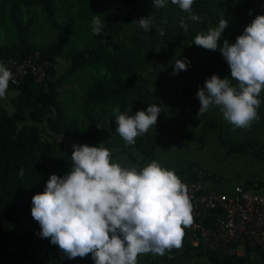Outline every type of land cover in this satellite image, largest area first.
I'll return each mask as SVG.
<instances>
[{
    "label": "trees",
    "instance_id": "obj_1",
    "mask_svg": "<svg viewBox=\"0 0 264 264\" xmlns=\"http://www.w3.org/2000/svg\"><path fill=\"white\" fill-rule=\"evenodd\" d=\"M124 1L132 3L134 8L118 15L111 0H0V62L6 66L11 59L20 60L31 54L41 55L50 62L41 80L34 81V76L26 73L18 83L9 82L7 92L13 93L9 99L12 112L0 101V264L36 262L31 259L34 253L41 255L42 261L66 264L58 246L39 236L40 226L32 218L31 206L32 196L44 190L50 174L63 175L69 170L74 143L102 145L111 150L113 159L119 158L125 165L144 159L158 161V136L154 128L138 137L134 145H126L115 132L113 109L119 107L121 112L131 109L129 114L146 110L151 96L140 85L146 58L139 56L138 48L127 47L116 39L122 24L130 22L135 7L142 2ZM240 1L253 8V13L241 17L244 27L256 15H264V0ZM228 3L229 0H194V10L204 25L203 17L213 20L219 7ZM207 7L212 10L215 7V12ZM94 14L103 21L101 35L92 33ZM39 28H43L44 41L32 39ZM233 38L229 34L226 39L233 43ZM165 41L170 40L162 38ZM206 51L214 64H199L188 55L192 74L189 80L197 84L184 82L179 86L183 102L194 88L204 86L214 68L224 71L228 67L218 49ZM56 59L68 63L58 75ZM76 73L84 78L72 114L65 105L69 100L67 92L72 89L64 85ZM220 143L236 152H249L244 142L227 143L220 139ZM251 150L256 155L262 153L254 146ZM176 170L185 169L182 166ZM16 228L24 230L16 232ZM13 237H17L23 249L19 258L5 249ZM32 241L38 248L29 252L26 246ZM182 245L184 251L188 249L183 240ZM196 255L224 264L243 262L242 258L220 257L213 252ZM69 264H94V260L89 254L69 259Z\"/></svg>",
    "mask_w": 264,
    "mask_h": 264
},
{
    "label": "clouds",
    "instance_id": "obj_2",
    "mask_svg": "<svg viewBox=\"0 0 264 264\" xmlns=\"http://www.w3.org/2000/svg\"><path fill=\"white\" fill-rule=\"evenodd\" d=\"M171 3L188 13V20H200L192 12L194 0ZM152 4L163 8L166 0H152ZM136 22L147 31L153 19L141 17ZM227 27L228 20L222 16L216 27L194 38L196 46L218 49L230 69V78L212 74L198 88V113L216 106L233 128L247 129L259 119L264 92V15H256L234 43L223 39L221 45L218 42ZM180 28L188 30L185 19L180 20ZM91 30L94 35L102 34L99 15H93ZM28 57L47 61L46 69L50 65L41 55ZM189 64L187 58L175 60L173 74L186 71ZM12 78L10 69L0 62V99L6 98ZM161 111L157 104L134 114L116 107L115 132L126 145H134L138 137L153 130ZM72 149L69 170L63 175L50 174L44 190L32 196L31 215L40 226V237L57 245L69 259L91 254L94 264H138L140 255L162 256L182 247L185 229L193 223V204L173 169L157 160L142 167L122 164L102 145L74 143Z\"/></svg>",
    "mask_w": 264,
    "mask_h": 264
},
{
    "label": "rangeland",
    "instance_id": "obj_3",
    "mask_svg": "<svg viewBox=\"0 0 264 264\" xmlns=\"http://www.w3.org/2000/svg\"><path fill=\"white\" fill-rule=\"evenodd\" d=\"M103 5L104 4L102 3V6ZM194 6L195 5L193 3L192 12L193 14H196ZM159 9L161 8H155L153 6L152 0H142L141 4L135 7V12L131 17L130 22L122 24L121 30L116 35V39L119 42L125 43L127 47L138 48L140 54L139 56L144 57L147 60L144 69L141 71L143 79L140 81V85L151 92L149 104H157L163 110V116L158 118L157 123L154 126L157 134L160 133L164 135L161 138L159 137L157 142V154L158 156H161L159 163L162 166L168 163L177 165L183 163L182 161L185 160V164H189L190 166L188 167L191 170H205V168H207L206 164L213 159L211 156V150H215V148L217 149V146L213 144V140H215V135L213 137V134L216 132L214 130L217 129L214 125V122H216L214 120L216 118L218 108L213 106L208 112L202 115L199 114L198 110L200 107V102L196 96V91H192L191 96L188 99H191L190 101L194 103L196 108V113L193 114V117L195 119H204H202L200 124L195 127L188 124L190 123L188 121L191 118L192 112L188 107L185 108L183 103L179 101V99L181 100L179 86H181V84L184 82H187V85L188 83H197L193 79L189 80L192 75L190 68H187L186 71H179L178 74H173L174 61L181 59L182 57L188 59V55H190V58L199 62V64H214L215 62L212 61L210 53L207 52L206 49L202 47L197 49L198 46L193 43L195 36L198 33L206 32L210 27H216L220 18L224 16L228 20V27L224 29L222 38L218 43L222 45L223 39L228 38L229 34L234 37L231 40L234 43L236 36L242 34L244 30L241 17L244 16V13H253V8L250 6H245L243 3H241V1L239 2V0H229V3L222 4L217 12H215V7L213 10L207 7L208 11H213V13H215L213 20H211V18L203 17L204 19L202 20H204V25L201 24L200 21L188 20V13L182 11L178 5L172 4L171 0H166V6L161 11H159ZM147 16L152 17L153 24L151 28L146 31L140 28L136 21H138L141 17ZM181 19H185V22L188 24V30L186 32L180 28ZM213 21L214 25L212 27L211 23H213ZM42 32L43 28L35 30L34 34L36 37L34 36V38L32 36V39L44 41L45 38L41 35ZM161 33H163V36L160 35ZM162 38L170 40L169 43L168 41L162 42ZM197 50L198 53L196 52ZM55 63L57 75L62 73L68 66V63L63 59H56ZM212 74H217L221 78L225 76L230 78V69L227 67L224 69V71H220L219 69L214 68L211 71V75ZM83 78L84 76H82V74L76 73L75 75L71 76L69 81L64 85L66 89H72V91L67 92L69 100L65 102L69 113L74 114L73 110L76 107L77 97L81 94ZM12 94L13 93L9 91L7 92L6 98L0 99L9 113L13 110V107L9 105V99ZM260 98L262 103L258 109L259 119L257 121L264 119V92L261 93ZM165 123H176L177 125L165 127ZM247 129L250 130V133L254 131L256 129L255 122H253L251 127ZM204 131L209 133L207 136H203L205 138L204 141L189 139L185 140V137H183L189 136L185 134L187 132H194L200 136ZM242 131H245V129H242ZM174 134L176 135L174 136ZM251 146L252 145H250V143L245 141L244 148L246 150L250 151ZM188 149H191L192 152L189 153ZM168 155L170 156L168 157ZM253 155L256 154H253L252 151H243L236 154L227 153L225 161L228 163L226 166L232 165L233 162H240L243 165L245 174L242 175V178L245 176H251L248 174V172L253 170V168H258L257 164H264V159L262 156ZM125 158L127 159L126 156ZM118 160L119 158L117 161ZM148 162L146 161V163ZM140 167H142V163ZM228 168L229 167L226 169ZM231 178L235 177L233 176ZM234 180L235 179H233L232 182H234ZM22 230H24V228H16V232H20ZM181 248L167 250L162 256L153 255L151 253L140 255L138 256V264H172V261L170 260L180 259V257L174 255V251L181 250ZM5 249L11 254V256L18 258L23 256V249L17 237H13L6 245ZM31 259L42 261V256L38 253H34ZM64 259L66 264H69V258L64 255ZM177 263L174 262V264Z\"/></svg>",
    "mask_w": 264,
    "mask_h": 264
},
{
    "label": "built area",
    "instance_id": "obj_4",
    "mask_svg": "<svg viewBox=\"0 0 264 264\" xmlns=\"http://www.w3.org/2000/svg\"><path fill=\"white\" fill-rule=\"evenodd\" d=\"M118 15L132 10V3L111 0ZM47 61H34L31 57L23 61L11 59L6 67L17 83L26 73L38 81L46 75ZM186 185L193 204V223L185 229L183 241L187 244L185 253L174 251V255L194 257L198 253L213 252L220 257L233 258L258 253L264 257V185L250 180H241L230 188H218L206 183V175L200 170H174ZM29 252L37 250L35 241L27 243ZM10 264H52L46 260L30 263Z\"/></svg>",
    "mask_w": 264,
    "mask_h": 264
},
{
    "label": "crops",
    "instance_id": "obj_5",
    "mask_svg": "<svg viewBox=\"0 0 264 264\" xmlns=\"http://www.w3.org/2000/svg\"><path fill=\"white\" fill-rule=\"evenodd\" d=\"M198 88H199V86H197V88H194V90H192V91L197 92ZM191 92H190L189 96L186 98L185 102L182 101V96H181V100L179 99V101H181V103H183L185 108L188 107L190 109V111L192 112L191 117L194 119V121L190 119L188 121L190 123H188V124L195 127V126L199 125L200 121L204 118H201V119L196 118L195 119L193 117V114L196 113V108H195L194 103L190 101L191 99H188L191 96ZM263 104H264V102H263ZM192 108H195V111H192ZM217 110L218 111L216 114V118L214 120V121H216V122H214V125L217 129L214 130L216 132L213 134V137L215 135V140H213L214 141L213 144H215L217 146V149L215 148V150L214 149L211 150V156L213 157V159H212V161H210L209 163L206 164L207 168H205V170L200 169V171L204 172L205 175L207 176L206 177L207 185L215 186L218 188H230L234 184L238 183L239 181H241L243 179L250 180L252 182H256L258 185L259 184L264 185V164H257L258 168H256V169L253 168V170L248 172V174H250L251 176H245L242 178V175H245L242 163L233 162L232 165L226 166V164L228 162L225 161V157H226L227 153L236 154L239 152L232 150L229 145L223 146L220 143V139L224 140L227 143L228 142H230V143L231 142L232 143L244 142L245 143V141H247L248 143H250V145L254 146L255 148L261 149L262 153H260L259 156L263 155L262 158L264 159V119H261L260 121H255L256 129L250 133V130H248V129H245V131H242V129H244V128H233V126L231 124H229L223 118L222 113L219 111V108ZM164 112H165V110H164ZM162 116H163V110L161 111L160 117H162ZM165 124H166L165 127H170L171 125H174V126L177 125L176 123H174V124L165 123ZM186 131H188V130H186ZM185 134L189 135V136H183V137H185L184 138L185 140L189 139V140L204 141L205 138L203 136H207L209 133L204 131L202 133V135H200V136H198L194 132H187ZM175 135L176 134H174V136ZM181 135H183V134H181ZM157 136H158V140H159V137L161 138L164 135L159 133V134H157ZM184 147H186V146H184ZM250 151H252V150H250ZM188 152L190 153V152H192V150L188 149ZM253 154H255V153H253ZM169 156L170 155H168V157ZM253 156H256V155H253ZM160 157L161 156H158V162H159ZM186 157H189V156H186ZM171 159H173V158H171ZM187 159H190V158H187ZM142 161L139 163H134L133 165H137L138 167H140L141 163H142V166H144L145 164H147L146 161L150 162V160H148V159H144ZM182 162L183 163L177 164V165H172V164L168 163V164L164 165L163 167L176 170V168L183 166L185 169L184 171H188V170L194 171L188 167V166H190L189 164H185L186 163L185 160ZM227 167H229V168L226 169ZM262 168H263V170H262ZM206 169H208L209 171ZM233 176L235 178H231ZM249 177H251V178H249ZM233 179H235L234 182H232ZM178 257H180V259L170 260V261H172V264H174V262L175 263L179 262L177 264H224L223 262H213L210 259H208L202 255L194 256V257H184L182 255H178ZM238 257L242 258L243 262L242 263H236V264H264V258L262 256H260L258 253H253L250 256L240 255Z\"/></svg>",
    "mask_w": 264,
    "mask_h": 264
},
{
    "label": "bare ground",
    "instance_id": "obj_6",
    "mask_svg": "<svg viewBox=\"0 0 264 264\" xmlns=\"http://www.w3.org/2000/svg\"><path fill=\"white\" fill-rule=\"evenodd\" d=\"M110 90V89H109Z\"/></svg>",
    "mask_w": 264,
    "mask_h": 264
}]
</instances>
